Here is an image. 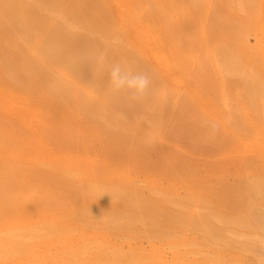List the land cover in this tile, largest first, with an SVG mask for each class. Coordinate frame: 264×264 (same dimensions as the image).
I'll list each match as a JSON object with an SVG mask.
<instances>
[{
	"label": "bare ground",
	"instance_id": "1",
	"mask_svg": "<svg viewBox=\"0 0 264 264\" xmlns=\"http://www.w3.org/2000/svg\"><path fill=\"white\" fill-rule=\"evenodd\" d=\"M188 261L264 264V0H0V264Z\"/></svg>",
	"mask_w": 264,
	"mask_h": 264
},
{
	"label": "clouds",
	"instance_id": "2",
	"mask_svg": "<svg viewBox=\"0 0 264 264\" xmlns=\"http://www.w3.org/2000/svg\"><path fill=\"white\" fill-rule=\"evenodd\" d=\"M110 78L113 86L117 89L123 88L126 85L134 84L137 89V94L142 96L148 87V78L144 74H136L129 76L123 73L120 65H114L110 72Z\"/></svg>",
	"mask_w": 264,
	"mask_h": 264
},
{
	"label": "rangeland",
	"instance_id": "3",
	"mask_svg": "<svg viewBox=\"0 0 264 264\" xmlns=\"http://www.w3.org/2000/svg\"><path fill=\"white\" fill-rule=\"evenodd\" d=\"M181 153H182V155H183V157H185V158H189V159H197V157L195 156V155H192V154H190V153H188V152H186V151H181ZM238 154V155H237ZM230 153V152H228V153H226L225 154V156H223V161H226L227 160V162L229 163L231 160H234V159H236L235 157H242V156H245L246 154H244V153ZM238 157V158H239ZM153 159H155V157L153 156ZM230 159V160H229ZM203 160L205 161V162H208V161H210L211 160V157H206V158H203ZM232 162V161H231ZM142 246L143 247H145V248H148L149 246H148V244H147V242H142ZM171 257H172V254H171V252H167L166 254H165V259L166 260H170L171 259ZM187 264H189V261L187 262ZM259 264H262V263H259Z\"/></svg>",
	"mask_w": 264,
	"mask_h": 264
}]
</instances>
